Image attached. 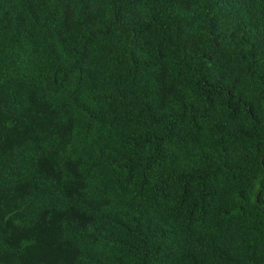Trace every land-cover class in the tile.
I'll use <instances>...</instances> for the list:
<instances>
[{"label": "trees", "instance_id": "16d2710c", "mask_svg": "<svg viewBox=\"0 0 264 264\" xmlns=\"http://www.w3.org/2000/svg\"><path fill=\"white\" fill-rule=\"evenodd\" d=\"M0 264H264V0H0Z\"/></svg>", "mask_w": 264, "mask_h": 264}, {"label": "water", "instance_id": "95a60500", "mask_svg": "<svg viewBox=\"0 0 264 264\" xmlns=\"http://www.w3.org/2000/svg\"><path fill=\"white\" fill-rule=\"evenodd\" d=\"M255 200L258 202V193L256 194Z\"/></svg>", "mask_w": 264, "mask_h": 264}]
</instances>
